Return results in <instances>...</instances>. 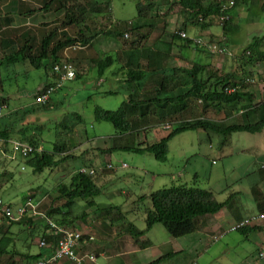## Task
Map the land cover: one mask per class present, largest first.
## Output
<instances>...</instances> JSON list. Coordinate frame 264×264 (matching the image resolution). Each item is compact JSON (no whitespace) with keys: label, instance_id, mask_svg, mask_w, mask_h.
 I'll return each instance as SVG.
<instances>
[{"label":"rangeland","instance_id":"obj_1","mask_svg":"<svg viewBox=\"0 0 264 264\" xmlns=\"http://www.w3.org/2000/svg\"><path fill=\"white\" fill-rule=\"evenodd\" d=\"M147 1L98 0L110 4V9L102 14L109 18L108 27L117 29L124 28L127 20L136 19L137 4ZM3 3L5 4L3 1L1 5H4ZM31 5L35 6L30 3L28 6ZM174 7L180 10L177 4L171 9ZM238 7L234 13V22L239 25L238 30L224 31L221 26L223 24L218 20L213 21L214 25L207 28L189 23L186 30L192 38L218 43L225 49L224 53L212 52L206 45L196 42L188 48H182V42L178 41L174 48L175 56L167 59V63L178 66L182 60L181 63L186 67L190 66L191 62L209 63L225 71H244L242 75L247 74L246 77L252 79L257 77L258 82H261L264 77V56H255V63H249L248 57L253 52L247 46L254 38L264 36V0H242ZM4 8L6 11H12V6L9 5L3 8L0 6V11L4 12ZM13 9L15 10L14 7ZM14 13L15 25H39L42 21H51L55 18L54 15L59 14L46 11H28L22 15L15 11ZM171 14L176 15L177 11ZM165 16L161 14L159 17ZM182 28L183 26H177L176 30ZM16 32L7 35L12 40L19 33ZM127 33L128 37L124 36L126 40L130 42L135 39L134 34ZM169 34L162 36V39L170 40ZM124 38L100 36L94 47L96 50H108L117 58L119 51L111 50L109 46L116 43L122 49ZM157 38L149 37L147 45H154ZM1 41L2 38L0 44ZM20 41L22 40L14 41V44ZM107 46L108 48H104ZM261 47L260 49L264 50V39L261 41ZM10 51V48H2L0 45V58ZM72 64L77 70L74 61ZM120 67L121 63L116 61L103 75V84L99 83L97 66L90 67L79 77L76 72L74 80L65 81L63 86L52 94L50 106L39 107L34 94L45 83L54 84V78L51 79L44 68L36 69L28 62L1 66L0 106L6 105V108L3 109L0 127L43 125L40 139L45 149L52 150L55 143L65 142L70 151L58 156L62 157L67 153L71 157L60 162L55 168H45L42 172L34 173L26 161L28 157L18 156L12 159L10 152H0V199L17 208L24 202L26 195L32 194L34 199L40 201L39 210L48 214L52 208L63 209L64 199L57 190L60 183H69L71 176L81 167L100 168L111 162L115 166L113 170L106 169L96 176L97 182L102 184V192L95 197L96 204L89 206L84 200H76L72 208L75 221L70 225L83 232L92 222L100 226L104 222L103 224H107L106 227L112 229L111 231H116L118 236H130L126 232V223L134 222L138 229L144 230L147 209L152 206L149 195L163 187L196 185L211 190L219 201L225 200L227 194L224 195V192L234 186L243 185L247 188L245 196L252 202L254 200L251 191L257 188L256 185L264 191V182L259 178L261 172H264L263 133L236 132L229 141L223 142V145L222 136L216 133L209 134L203 129L183 132L170 141L167 161H159L149 153L139 154L124 149L101 151L103 148L117 145L137 146L145 138L148 141H157L170 129L167 124H155L146 128V131L121 133L111 122L95 119L97 105L116 110L131 92L127 90L125 75ZM247 85L256 92L257 82L249 81ZM109 90L114 93H109ZM31 110L33 111L29 113ZM211 112L215 113L214 110ZM179 121H173L172 125L175 126ZM17 137L15 139H19ZM122 163H126L127 167H120ZM252 184L255 188H251ZM143 195L147 197L140 198ZM51 214L55 216L53 212ZM203 218L202 216L195 219L196 225L199 226L197 231L181 237L172 236L163 224L157 223L140 238L139 245H144L143 250L129 256L120 255L108 232L104 233L91 227L90 231L95 239L90 242V251L97 254V264H127L126 261L130 258L134 263L142 264L141 261H151L169 250L176 253L171 258H165L161 264H264L258 250L262 242L259 236L264 235V229L249 239L239 230H231L230 224L224 225L222 230L213 229L210 232L208 229L206 232L200 230ZM0 219V232H3L6 229L3 226L7 227L10 221L4 217ZM29 219L33 226L29 223H15L8 234L14 238L12 249L20 253L38 254L43 251L40 240L46 222L39 216H30ZM99 247L107 254L97 251ZM4 260L0 263L6 264Z\"/></svg>","mask_w":264,"mask_h":264},{"label":"trees","instance_id":"obj_2","mask_svg":"<svg viewBox=\"0 0 264 264\" xmlns=\"http://www.w3.org/2000/svg\"><path fill=\"white\" fill-rule=\"evenodd\" d=\"M3 1L5 4L1 5ZM241 1L237 2L235 8L238 7ZM29 3L35 4V6H28ZM178 4L181 12L186 14V21L198 24L201 28L210 27L213 24V19H210V17L219 15L221 12L219 0H178ZM7 5L12 6V11L10 13L5 8L4 12L0 11V38H2L0 45L2 48H10L11 51L0 58V68L6 64L28 62L34 68H44L49 73L50 70L51 72L53 71L55 63L61 60L70 61L65 56L66 51L82 50L86 48L84 46L90 44L98 36L124 38L127 32L136 36L130 42L124 38L125 44H129L133 48H142L140 52L141 58L143 62L146 61V65L142 63V59L138 56L134 59V55L130 52L126 56L125 65L120 67L121 72L125 75V82L138 85L141 89L149 78H156L157 84L153 91H149L146 94L131 92L116 110L105 109L97 105L95 108V119L111 122L121 133L146 131V128L155 124H167L170 129L166 135L157 141H148L145 138L137 146H111L101 149L103 152L124 149L139 154L149 153L159 161H167L170 141L183 132L203 129L209 134L216 133L222 136L223 142H227L236 132L258 133L264 129V118L257 122L249 120L228 124L225 121H217L208 116L212 110L220 114L224 107H234L247 100L252 101V94L243 90L248 87L247 83H249L245 81L248 77L242 75L244 71H225L223 68H215L209 63L191 62V65L187 67L167 64V59L175 55L173 51L178 41L182 42V48H188L195 42L194 38L190 36L183 38L176 32L186 31L187 24L183 26L182 30L173 32L170 35V40H164L160 36L156 39L154 45H147V40L149 37L151 38L152 28L155 25L151 22L153 18L151 12L156 7L154 0L138 3L137 18L127 20L125 27L122 29L108 27L109 18L102 14L110 9L108 2L101 3L98 0H0L2 8ZM14 11L20 15L26 14L28 11H35V13L46 11L63 14V17H58L52 21H43L39 25L6 26V24H12L14 21ZM200 17L202 21L199 19ZM234 18L235 14H232L231 11L230 18L221 23L224 31L229 32L239 29V25L234 22ZM13 31H19V33L17 34L16 32L15 39L11 40L7 34ZM19 39L22 41L15 45L14 41ZM263 39L264 36L262 38H254L248 44L247 47L253 52L248 57L249 63H255V56H264V50L260 49L262 48L261 41ZM77 44L82 47L71 48ZM14 48L16 49L13 50ZM118 59L121 60L120 55ZM184 59L187 61V58ZM116 61L117 58L110 53L99 54L96 60L99 77H102L104 72ZM246 65L248 66L249 64L247 63ZM51 76L56 78L53 72ZM55 81L57 80L54 79ZM37 94L38 91L34 94L35 98H37ZM3 99L5 100L4 97ZM50 103L51 99L46 103H40L39 107L50 106ZM249 108L251 111L252 104L245 107V109ZM32 111H29V113ZM173 121L179 122L173 126ZM42 128L44 126L38 124L22 125L19 128L0 127V138L7 141L15 139L18 135V140L28 142L34 148H42L40 152L35 151L26 160L34 173L42 172L45 168H55L60 162L66 161L71 157L67 153L62 157L58 156L70 151V149H67L65 142L55 143L52 150H46L40 139ZM4 148L7 153H12L7 143ZM98 173L90 175L81 172L79 169L71 176L69 183H60L57 186V190L64 199L63 209L52 208L48 212V216L52 217L60 225L71 226L70 224L75 221L72 208L76 200H84L89 206L96 204L95 197L102 192V184L97 182L96 176ZM33 197L32 194L26 195L25 200ZM145 197L147 195H143L140 198L144 199ZM149 197L152 206L147 209L146 228L140 230L134 222H129L125 225L126 232L129 233L136 244H139V240L144 233L150 231L157 223L163 224L174 237L193 233L199 229L195 220L197 217L216 214L227 203V201H219L211 190L186 184L163 187L152 192ZM262 210H264V207L260 211ZM52 212L55 216L51 214ZM84 215L86 216V212H84ZM29 217L25 216L20 220L7 218L10 221L9 225L7 227L3 226L6 229L0 232V261L5 259L6 264H30L38 261L51 251L44 250L38 254H32L20 253L18 250L12 249L14 238L8 234L11 232L12 225L15 223H29L33 226L34 224ZM124 217L123 215V219ZM106 225H104L105 228L111 232L112 229H108ZM110 225L111 227L113 226L112 224ZM237 230L246 239H249L252 232L261 230V228L245 226ZM44 238L53 242L52 247H55L56 238L49 235L48 224L45 225L41 236V239ZM174 254L173 252L163 254L147 264H161L165 258H171ZM17 255L20 257L16 258ZM12 260L15 261L12 262Z\"/></svg>","mask_w":264,"mask_h":264},{"label":"crops","instance_id":"obj_3","mask_svg":"<svg viewBox=\"0 0 264 264\" xmlns=\"http://www.w3.org/2000/svg\"><path fill=\"white\" fill-rule=\"evenodd\" d=\"M154 1L156 2V7L151 12V15L153 17L151 19V22L154 23L155 25L152 28L153 30L151 33V37L165 36V35H168L169 33H170L169 34V36H170L173 32L176 31L177 26H186V24H187V29H188V26L191 23L189 24V22L186 21V19H187L186 14L184 12H181V10H178V8L174 7L173 9H171V7L174 4H177L179 6L178 0H166V1L165 0L164 1L163 0L162 1L161 0H154ZM165 7H167V8H165ZM238 8L239 7L234 8L232 10V14H234ZM174 11H177L176 15L171 14ZM167 13H170V14H167ZM161 14L166 15L165 18L159 17V16H161ZM53 17H55V18L52 20H55L58 17H63V14H56ZM162 19H163V21H162ZM212 21H217V20L214 18ZM13 22H12V24H6V26H10V27L20 26V25L13 24ZM213 25H214V22L211 26H213ZM192 26H194V25H192ZM86 29H88V27H86ZM222 29H223V26H222ZM98 39H100V36L93 39V41L90 44H87L86 46H84L86 48H84L82 50H69V51L65 52L66 58H68L70 61H74V63L77 65V70H78L77 76L78 77L81 76V74L84 73V71L89 70L90 67L96 66V63H97L96 60H97V56L99 54L110 53V51H108V50H101V49L96 50V48L94 47V45H95L94 43ZM121 46H123L122 49L119 48V45L116 43L111 44L109 46V48L111 50L119 51L118 56L119 55L121 56V60L118 59V57H117V61H119L121 63V67H123L125 65L126 56L128 54H130V52L134 55L133 56L134 59H136L137 56L139 58H141L140 52L142 51V48H140V47L139 48H133V47H130L129 45H126V44H123ZM104 48H108V46L104 47ZM180 53L182 54V51ZM173 56H175V55H173ZM182 57H183V55H182ZM141 61H142V63H144L146 65V61L143 62V59ZM181 62H182V60L178 63V66H184ZM168 65H170V64H168ZM170 66H173V65L171 64ZM263 68H264V63H263ZM106 71L104 72V74L106 73ZM231 71H235V70L231 69ZM51 73L52 72L50 70L49 77L51 79H53V77L51 76ZM103 75H102V77H99V83L100 84H103V81H104ZM246 75H243V76L245 77ZM126 83H127L128 92L129 91L136 92V90H138V92H137L138 94H146L149 91L154 90V87L157 84V79L156 78H149L146 81L145 86L142 89L138 85L128 83V82H126ZM150 85H152V87ZM243 90L252 94V101L247 100L246 102H242V103H240L234 107H224L223 111H221L220 114H217L216 112L215 113L210 112L208 114V116L212 119L217 120V121H225L228 124L237 123V122H244V121H249V120L251 122H257V121L263 119L264 118V85L261 82H257L256 92H253L252 90H254V89H251L250 86L247 88H244ZM108 92L114 93L113 90H109ZM130 93H128V94H130ZM249 103L252 104V110L251 111H250V108L245 109V107L248 106ZM258 133H261V134L263 133V135H264V129ZM221 142L224 145L225 142L223 143V140H221ZM259 178L262 179V182H264V172H261V175H259ZM251 186H252L251 188L257 187L256 189H253L251 191L253 193V200H254L253 202L250 201L245 196L247 193V188H245L243 185L234 186V187L228 189L227 191L224 192V195L227 194L226 199L223 200V201H227L225 207L216 214L205 215L202 222L200 223V225H201L200 230H203L206 232L209 231L208 229H210V232H212L213 229L222 230L223 226L226 224H230V227H232L235 223L241 221L243 218H245V217H247L253 213H256L257 211H260L261 208L264 207V191L262 189H260L257 185L255 186L254 184H252ZM86 223H88V222H86ZM91 227L98 228L101 232H104V233L108 232V235L112 237V241H114L116 243L115 245H116L117 250L119 251L121 256H129L130 254L135 255L138 252H141L143 250L142 246H140L139 244H136V242L133 240V238L131 236H128V235L118 236V233L114 230L109 232L105 228V226H103V223L100 226V224H93V222H92L91 225L88 228H85V230L83 232L94 235L90 231ZM260 231L261 230L252 232L250 234L249 238L252 237L253 234H255L257 232L259 233ZM259 237H260V241H262L260 246L258 247V250L260 252L261 250H264L263 249L264 235H261ZM89 248H90V246L86 247V249H89ZM181 248H183V247H181ZM43 251H44V249H43ZM97 251H102L104 254H107L100 247L97 249ZM170 252H174V251L169 250L163 254H167ZM107 257H108V255H107ZM154 259H156V258H154ZM154 259H152V260H154ZM132 260L133 259H131V258L128 259L126 261L127 264H136ZM141 262H143L142 264H147L150 261H141ZM65 263L67 264L69 262L65 261Z\"/></svg>","mask_w":264,"mask_h":264},{"label":"built area","instance_id":"obj_4","mask_svg":"<svg viewBox=\"0 0 264 264\" xmlns=\"http://www.w3.org/2000/svg\"><path fill=\"white\" fill-rule=\"evenodd\" d=\"M238 1L240 0H219L221 4V12L219 15L211 16L210 19L215 18L221 23L227 21L230 18L232 9L235 8ZM199 19L202 21L201 17ZM176 32H178L183 38L188 37L187 32L184 30ZM125 36L128 37V33H126ZM194 39L197 44L206 45L210 50H212V52H217L219 54L225 52L224 48L211 40L204 41L200 38ZM80 47L82 46L77 44L71 48L77 49ZM52 72L56 77L54 79L57 81H55L54 84L45 83L40 87L36 96V102L38 104L48 102L51 99L52 94L61 88L65 81L73 80L76 77L77 70H75L71 61L61 60L54 64ZM246 81L258 82L256 78H248ZM261 82L264 85V77L261 79ZM4 108H6V105L0 106V118L4 115ZM6 143L11 148L12 153H10V157L12 159H16L18 156L27 158L35 151L40 152L42 150L40 147L34 148V146L30 143L20 141L18 139H9L6 141L5 139L0 138V152L4 154H7V152L3 150ZM120 167L125 168L127 167V164L122 163ZM114 168V164L109 162L100 168L84 166L80 168V171L94 175L106 169L113 170ZM39 206L40 201H37L34 198H28L17 208L11 203L0 199V217H6L10 220H20L25 216H39L40 219H43L46 224H48L49 235L56 238L54 248L52 247L53 242L47 241L45 238L41 239L40 246L43 247L44 250L51 251L38 261L30 264H59L65 261L73 264H97V254L90 251V248L86 249V247L90 246V242L95 239L94 235L84 233L78 228L72 226L58 224L52 217L48 216V214L41 212L39 210ZM245 226H254L264 229V210L257 211L256 213L243 218L241 221L233 225L231 230H237ZM259 255L262 259H264V250H261Z\"/></svg>","mask_w":264,"mask_h":264}]
</instances>
